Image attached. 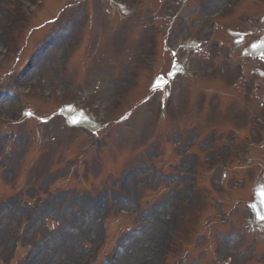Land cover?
Masks as SVG:
<instances>
[{
    "label": "rangeland",
    "instance_id": "374dc122",
    "mask_svg": "<svg viewBox=\"0 0 264 264\" xmlns=\"http://www.w3.org/2000/svg\"><path fill=\"white\" fill-rule=\"evenodd\" d=\"M74 1L0 0V134H9L0 145V239L14 226L12 240L21 238L2 264H32V250L52 264H125L122 244L141 231L154 239L131 264H264V229L248 226L245 206L264 186V50L249 52L264 38V0L234 12L236 0H190L179 15L178 0H80L67 10ZM216 12L225 14L215 21ZM231 32L245 39L235 44ZM186 40L197 47L189 56ZM177 60L187 72L169 81L168 120L156 123L158 75ZM66 106L99 122V146L67 126ZM248 137L257 141L246 150ZM209 160L228 173L222 192ZM102 219L106 244L95 258Z\"/></svg>",
    "mask_w": 264,
    "mask_h": 264
},
{
    "label": "bare ground",
    "instance_id": "6f19581e",
    "mask_svg": "<svg viewBox=\"0 0 264 264\" xmlns=\"http://www.w3.org/2000/svg\"><path fill=\"white\" fill-rule=\"evenodd\" d=\"M264 47V39L258 43L255 44L252 48L251 51H260L262 50V48ZM251 53V52H250ZM180 67H178L179 69ZM175 69L177 74L182 73L180 70ZM165 81H159L157 83L158 86L164 85ZM64 113L66 114V116L69 118L70 122L72 123H77L79 120H82L78 117L73 116L74 114L72 113V110L70 108H67L64 110ZM257 193V203L260 204L261 207H264V188H259L256 191ZM157 213H155L156 216H151L149 218V220H152L153 222H157L160 218V215L158 214L159 212H161L159 209H157ZM162 213V212H161ZM59 218L63 219L62 215H58ZM259 219H262V217H260ZM258 219V220H259ZM264 220V219H263ZM85 229L83 230V233L85 235H90L91 233V227L88 224H84ZM154 235L153 236L147 234L146 232H142L138 235L134 236V239L131 241H128L127 243L122 244L123 245V249H121V252L119 253V258L121 261L125 260V264H131L134 262V260L137 258L138 255H140L141 253V249L145 246H147L148 244H150L153 239H154ZM151 236V237H149ZM69 238V232H64V234L62 236L59 237V241L61 243H64V241L66 239ZM138 250V254L136 253V251ZM31 260H32V264H52L50 261H48L45 258H42L40 256L35 255L34 251L32 250L31 254ZM59 264V263H57Z\"/></svg>",
    "mask_w": 264,
    "mask_h": 264
},
{
    "label": "snow or ice",
    "instance_id": "6c2138e0",
    "mask_svg": "<svg viewBox=\"0 0 264 264\" xmlns=\"http://www.w3.org/2000/svg\"><path fill=\"white\" fill-rule=\"evenodd\" d=\"M175 55V54H174ZM262 219H264V217H262Z\"/></svg>",
    "mask_w": 264,
    "mask_h": 264
}]
</instances>
